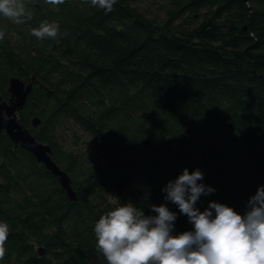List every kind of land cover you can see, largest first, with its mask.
Returning <instances> with one entry per match:
<instances>
[{"label":"trees","instance_id":"16d2710c","mask_svg":"<svg viewBox=\"0 0 264 264\" xmlns=\"http://www.w3.org/2000/svg\"><path fill=\"white\" fill-rule=\"evenodd\" d=\"M170 3L163 28L133 11L128 0H118L107 14L83 0L49 5L47 13L27 21V28L45 20L59 24V43L40 41L51 63L45 56L23 60L0 41V66L23 82L41 76L48 64L50 72L62 74L58 86L30 93L24 109L35 97L38 104L43 98L53 101L55 117L72 119L87 132L115 171L109 178L71 183L74 200L58 187L41 191L24 169H33L35 183L57 184L55 177L2 133L0 221L9 224L10 233L0 264H107L95 247L94 224L130 201L126 190L136 176L151 204H166L176 213L173 234L193 230L177 205L165 201L162 189L183 169L194 171L195 159L182 151L170 156V164L162 163L142 157L129 141H118L111 125L135 109L160 132L174 126L186 141L206 149L214 167L210 179L204 175L199 183L215 189L206 196L208 203L226 204L243 215L264 186V0ZM90 101L98 109L91 114ZM111 192L114 204L106 201Z\"/></svg>","mask_w":264,"mask_h":264},{"label":"clouds","instance_id":"9594fccd","mask_svg":"<svg viewBox=\"0 0 264 264\" xmlns=\"http://www.w3.org/2000/svg\"><path fill=\"white\" fill-rule=\"evenodd\" d=\"M83 2L107 14L114 10L118 0ZM45 3L58 6L65 0ZM0 15L15 24L32 19L24 0H0ZM59 31L58 23L45 20L38 28H32L30 35L40 41L51 39L59 43ZM4 36L5 32L0 30V41ZM203 179L200 169L190 172L185 168L162 189L165 201L177 205L193 230L173 234L177 215L166 204L149 205L156 215H146L129 201L107 211L95 222L96 250L107 264H264V186L258 187L249 199L243 215L215 201L201 211L196 207L200 197L215 192L199 183ZM9 233V224L0 221V261L6 255Z\"/></svg>","mask_w":264,"mask_h":264},{"label":"rangeland","instance_id":"374dc122","mask_svg":"<svg viewBox=\"0 0 264 264\" xmlns=\"http://www.w3.org/2000/svg\"><path fill=\"white\" fill-rule=\"evenodd\" d=\"M128 2L133 11L161 28L169 19L170 0H128ZM24 3L27 10L32 13V19L38 17L37 14L40 15L41 13L42 15L49 11V5L46 6L43 0H24ZM37 5L41 7L40 10ZM191 23H193V20L182 24L188 27ZM27 25H29L28 22L15 24L0 15V30L5 32L2 41H6L12 52L23 60L32 62L45 56L50 59L47 63H51L52 58L49 57L51 54L40 45V40L30 35L31 29L27 28ZM54 57L58 58L56 55ZM50 69L52 68L48 64L45 73H41V76H29L24 79L26 80L25 83L32 82L31 94L35 90L39 93L42 86H58L63 79L62 74L60 71L52 73ZM12 76L14 75L6 72L0 66V97L4 98H1L4 101L9 99L7 92L8 80ZM5 79L7 85H4ZM34 95L36 96V93ZM34 99L31 100L32 106L29 110L24 109V107L23 110L16 113L17 121L21 120V123L18 122L32 135H40L50 139L49 142H42V144L50 147L52 160L61 170L67 173L72 186L73 183H79L85 179L109 178L114 174L113 167L107 165L87 132L72 119L55 117L56 107L53 101L43 98V101L38 104L37 97ZM86 110L89 114L98 111L94 101L86 102ZM34 121H37L36 125H33ZM166 126L168 125H164V130ZM111 128L118 141H129L130 145L137 149L144 158H161L162 163L170 164L171 160L169 159L172 154L182 151L190 153L189 155L195 159V170L200 169L210 179L214 165L209 155H207L206 149L186 141L174 126L169 127L171 130L166 131V129L164 132H160L158 126L154 124L150 117H146L144 113L135 109L129 114H123L118 121L111 125ZM144 142L148 143L147 146L144 145ZM32 173L33 169L31 167L27 166L24 169V174H31L28 181L34 183L35 188L39 187L41 191L45 189L50 191L54 187L61 188L56 178L57 184L51 181L43 182L42 180L35 183L38 177ZM141 184L142 178L139 176L134 177L127 186V195L130 201L136 204V207H142L144 211L151 212L149 205L152 204L140 191ZM106 197L108 203L114 204L116 197L113 192L108 193ZM208 204L206 196H201L196 207L203 211L208 207ZM39 247L43 251L42 255H44V245H39Z\"/></svg>","mask_w":264,"mask_h":264},{"label":"water","instance_id":"95a60500","mask_svg":"<svg viewBox=\"0 0 264 264\" xmlns=\"http://www.w3.org/2000/svg\"><path fill=\"white\" fill-rule=\"evenodd\" d=\"M32 87L31 81L25 83L15 76L9 78L7 88L9 99L4 101L0 97V135L4 133L14 147H20L33 155L36 161L41 163L57 179L67 197L74 200L75 192L71 186V180L67 173L61 170L52 160L50 147L38 142L30 131L17 121L16 113L23 110ZM36 124L37 121H34L33 125ZM147 144V142H144L145 146ZM39 253L42 254L41 250H39Z\"/></svg>","mask_w":264,"mask_h":264}]
</instances>
